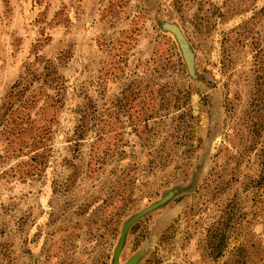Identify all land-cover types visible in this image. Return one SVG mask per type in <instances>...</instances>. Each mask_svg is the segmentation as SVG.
Listing matches in <instances>:
<instances>
[{
    "label": "rangeland",
    "instance_id": "rangeland-1",
    "mask_svg": "<svg viewBox=\"0 0 264 264\" xmlns=\"http://www.w3.org/2000/svg\"><path fill=\"white\" fill-rule=\"evenodd\" d=\"M57 76L43 147L0 117V264H112L176 187L120 264H264V0H0V116Z\"/></svg>",
    "mask_w": 264,
    "mask_h": 264
},
{
    "label": "trees",
    "instance_id": "trees-1",
    "mask_svg": "<svg viewBox=\"0 0 264 264\" xmlns=\"http://www.w3.org/2000/svg\"><path fill=\"white\" fill-rule=\"evenodd\" d=\"M50 61V60H49ZM44 68L47 70L46 75L50 74L49 72L53 69H56L55 66H52V62H48L44 66ZM36 71L33 70V68H30L29 71L26 73V77H32L36 76ZM38 77V76H36ZM50 80H44L41 84L34 87H25L22 91L18 93H12L10 96H7V98L4 101L3 105V111L1 113V125H2V136L4 140L7 142V144H13L18 142V140L22 141V143L19 146L25 147L27 146L31 150H36L38 145L39 147H43L42 141L44 140V137H42L40 134H37L36 130L33 129V127L36 125V123L39 121L35 118V114L32 113V108L36 107V104L39 102V100L44 97V103H49V101L54 100L52 98V95L49 92L48 89L54 88V84L59 85L58 76L55 78H48ZM53 81L55 83H53ZM46 83H50L52 85H46ZM60 86V85H59ZM57 88V91L55 93L56 96L59 95L60 88ZM56 88V87H55ZM50 99V100H49ZM58 99L55 101L57 102ZM46 104H43L45 106ZM42 106V107H43ZM24 143V145H23ZM29 152V151H28ZM36 156H42L41 152H36L32 155V158H36ZM37 160V158H36ZM37 164L35 166V169H33V172H35L38 168ZM226 231L224 230V227L219 226L218 228V234H217V253L215 256L219 257L222 254V248L223 243L225 242L226 238Z\"/></svg>",
    "mask_w": 264,
    "mask_h": 264
},
{
    "label": "water",
    "instance_id": "water-1",
    "mask_svg": "<svg viewBox=\"0 0 264 264\" xmlns=\"http://www.w3.org/2000/svg\"><path fill=\"white\" fill-rule=\"evenodd\" d=\"M161 25H166V26H169V28H171V30H173L180 43H181V46L184 50V54L186 56V59L188 61V64L189 66L192 65V62H191V57H190V53H189V50H188V47L186 45V42L184 40V38L181 36L180 32L177 30L176 26L174 24H167L166 22L165 23H161ZM187 188H180V187H176V188H173L171 190H169L168 192H166L164 194V196L154 202L153 204H151L150 206H147L146 208L142 209L141 211L137 212L136 214H134L133 216H131L126 222L125 224L123 225V228H122V231H121V235H120V238H119V241H118V244L115 248V251H114V255H113V260H112V264H120L119 263V257H120V253L124 247V244L126 242V237H127V233H128V230L129 228L139 219L141 218L142 216H144L145 214L159 208V207H162L164 206L168 201H170L176 194L180 193L181 191L185 190ZM144 249L140 250L139 252H137L134 256H132L125 264H136L139 259L142 257V255L144 254Z\"/></svg>",
    "mask_w": 264,
    "mask_h": 264
}]
</instances>
